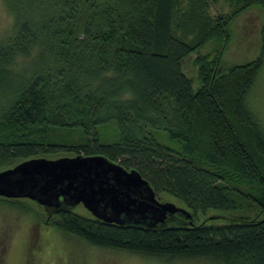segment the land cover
<instances>
[{
	"label": "trees",
	"instance_id": "trees-1",
	"mask_svg": "<svg viewBox=\"0 0 264 264\" xmlns=\"http://www.w3.org/2000/svg\"><path fill=\"white\" fill-rule=\"evenodd\" d=\"M217 1L8 0L15 33L0 45V172L104 156L187 212L109 223L61 200L44 207L43 223L136 255L264 264V129L249 104L264 69V0H228L230 13L213 16ZM253 8L263 17L260 54L226 69L232 24ZM193 55L197 88L184 71ZM17 201L8 200L29 212Z\"/></svg>",
	"mask_w": 264,
	"mask_h": 264
},
{
	"label": "rangeland",
	"instance_id": "rangeland-1",
	"mask_svg": "<svg viewBox=\"0 0 264 264\" xmlns=\"http://www.w3.org/2000/svg\"><path fill=\"white\" fill-rule=\"evenodd\" d=\"M210 6L209 12L213 16L228 14L231 11L228 0H218ZM262 30L263 17L260 9H250L238 17L232 24L233 38L224 56L223 67L228 69L255 60L263 44ZM14 33L15 17L9 8L8 0H0V45L6 43ZM209 49V46H206L201 53L206 54ZM196 57L197 55H193L186 59L184 71L194 79L197 88L200 84L198 68L194 64ZM32 61L33 58L19 59L14 68L15 73L20 74L28 69ZM249 104L264 129V69L250 94ZM158 199L186 210L180 200L169 194L161 193ZM8 200L12 199L0 197V264H215L206 259L166 260L92 246L43 223L41 220L47 214L42 205L29 199H18L17 203L28 206L27 212ZM73 212L86 219L94 217L83 204L74 207ZM213 215V211L207 216L201 215L200 221L213 218ZM210 223L226 224L222 220L214 219Z\"/></svg>",
	"mask_w": 264,
	"mask_h": 264
},
{
	"label": "water",
	"instance_id": "water-1",
	"mask_svg": "<svg viewBox=\"0 0 264 264\" xmlns=\"http://www.w3.org/2000/svg\"><path fill=\"white\" fill-rule=\"evenodd\" d=\"M0 197L30 199L45 208L61 200L72 207L83 204L94 217L120 223L135 217L162 221L169 213L186 210L159 201L152 186L139 173L104 156L31 159L0 172ZM187 213V212H186Z\"/></svg>",
	"mask_w": 264,
	"mask_h": 264
}]
</instances>
